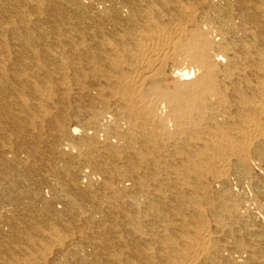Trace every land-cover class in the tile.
<instances>
[{
  "label": "bare ground",
  "instance_id": "1",
  "mask_svg": "<svg viewBox=\"0 0 264 264\" xmlns=\"http://www.w3.org/2000/svg\"><path fill=\"white\" fill-rule=\"evenodd\" d=\"M0 264H264V0H0Z\"/></svg>",
  "mask_w": 264,
  "mask_h": 264
}]
</instances>
